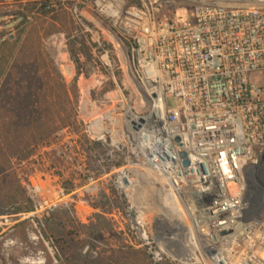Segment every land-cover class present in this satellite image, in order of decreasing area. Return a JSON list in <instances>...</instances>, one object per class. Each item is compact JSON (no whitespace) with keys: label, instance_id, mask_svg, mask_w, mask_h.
<instances>
[{"label":"built area","instance_id":"2783aa9c","mask_svg":"<svg viewBox=\"0 0 264 264\" xmlns=\"http://www.w3.org/2000/svg\"><path fill=\"white\" fill-rule=\"evenodd\" d=\"M82 7L110 39L91 42L114 86L16 171L29 216L114 200L106 218L152 264H264V216L244 218L264 157V0H73L75 36L91 33Z\"/></svg>","mask_w":264,"mask_h":264},{"label":"rangeland","instance_id":"374dc122","mask_svg":"<svg viewBox=\"0 0 264 264\" xmlns=\"http://www.w3.org/2000/svg\"><path fill=\"white\" fill-rule=\"evenodd\" d=\"M42 1L0 0L1 37L21 36L15 68L0 82V130L14 137L23 130L27 133L21 146L14 142L0 146V264H152L137 242H124L126 237L106 218L107 210L121 208L114 200L95 203L96 213L78 220L62 210L48 217L20 213L25 207L19 201L24 203L28 196L16 171L35 163L31 157L42 145H56L62 129L80 133L83 121L95 114L114 86L102 66L101 48L91 42L99 41L104 48L110 39L93 25L96 20L89 8L82 10L91 33L75 36L73 0H53L54 7L44 11ZM21 16L26 18L24 25ZM73 40L77 64L68 53ZM109 59L119 84L123 78L117 56L111 53ZM41 99L49 110L41 113L42 121L33 122L34 102ZM89 101L91 108L81 116L79 108ZM19 109H24L28 125L14 118ZM43 167L54 168L51 163Z\"/></svg>","mask_w":264,"mask_h":264},{"label":"trees","instance_id":"16d2710c","mask_svg":"<svg viewBox=\"0 0 264 264\" xmlns=\"http://www.w3.org/2000/svg\"><path fill=\"white\" fill-rule=\"evenodd\" d=\"M42 11H44V6L41 7ZM22 17V16H21ZM22 22L21 25H24L26 23V18L22 17ZM21 36L18 35L17 38L13 39V40H8V39H3L0 35V82L2 81V79H4L7 74L11 71L14 70V66H15V59L19 56L16 54V48L19 45ZM76 43V40H73L72 45L70 47V49L68 50L70 59L77 64V59L76 57V53L74 52V45ZM35 103V108L33 113H36L35 116H33V114H31V119L34 122H40L43 120V117L41 113H47V111L49 110L48 107L46 106L47 102H45L44 99L39 100L38 102H34ZM33 103V105H34ZM28 108V106H27ZM20 111L14 113V118L17 119L18 123H23V125H28V117L26 115V113L24 112V109H19ZM32 112V111H31ZM28 122V123H27ZM7 124V123H5ZM27 137V133L23 131L20 132V134H18L16 137L12 136L11 132H2L0 130V146H1V142L5 145L11 144L12 142H14L16 145H23V141L26 139ZM42 137V136H39ZM23 193H25L23 191ZM24 199V197H23ZM24 203L19 201L18 205H23L25 208H22V210L20 211L23 213H29L33 211V207H32V203L28 198L24 199ZM1 209V206H0Z\"/></svg>","mask_w":264,"mask_h":264},{"label":"water","instance_id":"95a60500","mask_svg":"<svg viewBox=\"0 0 264 264\" xmlns=\"http://www.w3.org/2000/svg\"><path fill=\"white\" fill-rule=\"evenodd\" d=\"M184 157V154H181ZM184 165L187 162L184 161ZM246 184H247V195L246 201L248 207L244 213L246 221H251L259 217L264 216V200L262 203L252 201V195L264 196V157L261 159L258 166L249 168L245 171Z\"/></svg>","mask_w":264,"mask_h":264},{"label":"bare ground","instance_id":"6f19581e","mask_svg":"<svg viewBox=\"0 0 264 264\" xmlns=\"http://www.w3.org/2000/svg\"><path fill=\"white\" fill-rule=\"evenodd\" d=\"M258 195L253 194L252 195V201H255V202L258 201L259 203L260 202L262 203V201L264 200V196L263 195H260L259 197H257ZM41 263L39 261H37V262H31V261H29V262H26L25 264H41Z\"/></svg>","mask_w":264,"mask_h":264}]
</instances>
